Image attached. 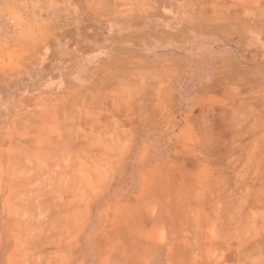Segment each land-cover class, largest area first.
<instances>
[{
    "label": "crops",
    "instance_id": "1",
    "mask_svg": "<svg viewBox=\"0 0 264 264\" xmlns=\"http://www.w3.org/2000/svg\"><path fill=\"white\" fill-rule=\"evenodd\" d=\"M172 1L0 0L21 9L0 20L11 25L0 31V72L46 54L26 7H53L55 29H69L54 36L77 45L69 56L104 55L119 26L171 16ZM213 12L219 40L245 33L259 48H215L210 102L185 79L179 95L150 97L133 128L61 67L22 85L0 80L13 87L0 91V264H264V32L241 30L264 25V0L214 1Z\"/></svg>",
    "mask_w": 264,
    "mask_h": 264
},
{
    "label": "rangeland",
    "instance_id": "2",
    "mask_svg": "<svg viewBox=\"0 0 264 264\" xmlns=\"http://www.w3.org/2000/svg\"><path fill=\"white\" fill-rule=\"evenodd\" d=\"M201 1L204 5V16H199L201 14L198 12L197 0H173L174 14L171 15L172 17L166 16L163 11L159 17L152 16L129 21L115 30V36L102 41L105 45L109 44L105 48L106 54L103 55L102 50L95 52L93 49L88 54L75 56L66 54L71 45L69 40L59 43V40L54 36V32L59 30H62L63 34L69 35V29L66 30L63 26L62 29L60 27L55 29L57 25L52 21L53 7L47 5L39 8L26 7L23 10L24 15L30 21V27L27 28H30L31 35L37 27L46 32L44 39L46 54L21 57L19 59L21 63L28 64L30 67L12 74L0 72V80L10 79L14 81V84L22 85L27 81L39 80L45 75H49L50 73L46 69H62L60 72L65 75L67 80L74 77L94 86V91L90 95H95L96 99L101 101L99 102L100 106H105V103L109 102L115 112L124 113L127 118V127L131 128H133V120L130 119L134 116H142L144 124V117L149 114L150 97L153 95L169 97L171 91L175 96L179 95L181 84L185 79L191 83L187 89V93L191 97L193 94H199L203 97V102H210L215 94L214 75H219V73L208 70L210 65L216 61L215 54L218 50L215 48L221 46L225 48V52H228L229 47L257 49L259 42L245 33L238 41L225 43L219 40L215 33L217 28L215 29L214 19L208 15L213 16L214 1L223 4L229 0ZM17 10L21 9L0 8V20L4 17H18ZM146 10L142 9V11ZM184 20L186 23H183ZM193 20L201 24L193 23ZM12 26L15 29L21 27L16 24ZM9 27L11 25L0 24V31ZM94 27L95 30H105L103 24L96 23ZM224 28L221 29L224 30ZM241 30L242 32L255 30L264 32V25H251L249 28L244 27ZM74 33H78V30H75ZM96 39L91 41L93 45L90 44V47L97 46ZM5 42L8 41L1 43ZM27 43L32 44L33 40H29ZM71 46L76 47L77 45L72 44ZM54 51L57 54H50ZM242 59L244 60L245 57ZM43 64L46 66L45 70L43 67L36 71L37 67H42ZM71 67L76 70L70 71ZM4 74L5 76H3ZM197 78H201L202 84L193 93L195 87H192V83ZM10 85L11 83L8 86L0 87V91L13 90ZM159 107H163L161 102ZM175 111H179V109H175ZM127 154L130 152L127 151Z\"/></svg>",
    "mask_w": 264,
    "mask_h": 264
}]
</instances>
